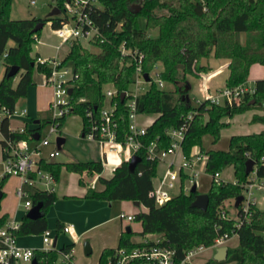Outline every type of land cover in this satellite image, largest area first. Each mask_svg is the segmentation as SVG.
<instances>
[{"label":"trees","instance_id":"1","mask_svg":"<svg viewBox=\"0 0 264 264\" xmlns=\"http://www.w3.org/2000/svg\"><path fill=\"white\" fill-rule=\"evenodd\" d=\"M64 0H56L62 7ZM12 0H0V58L4 64L0 78V143L3 147L8 141L24 138L35 144L44 136L41 128L49 126L53 120L51 108L43 110L39 120L23 131L10 128L9 113L16 101L27 95L30 84L34 82L32 70L47 74L50 66L37 61V52H31L33 41L38 39L41 30H34L38 21H50L53 28L59 27L65 17L63 14L46 15L43 18L30 16L14 18L11 16ZM95 22L99 24L103 39L92 40L93 47H87L80 39L73 40L63 62H73V77L69 79L71 92L68 94L70 112L79 113L82 117V137L90 128L91 121L98 118L103 105L113 101L116 105L114 115L118 122L117 137L124 139L129 129V108L126 104L127 95L121 97L133 80L135 61L128 54H123L120 45L125 43L130 48L142 52V69L149 73L153 67L161 64L160 71L164 81L170 87L157 86L152 80L137 97L138 112H151L155 116L141 134H137L141 145L135 150L140 160L133 170L128 168V159H123L112 169L110 176L99 174L100 186L87 187V197L112 200L114 198L138 199L146 209L133 212V219L141 221L140 230L126 226L119 232L117 242L113 246H103L99 250L96 264H117L116 249L130 250L142 245L136 239V233L143 237L146 233L157 234L159 243H165L176 252V258L185 255L186 249L202 243L209 245L217 235L237 233L239 241L234 246H227L225 259L209 257L203 263L195 264H264V208L251 201L247 213L242 210L241 203L235 206V215L228 214L223 207L227 198L242 193L251 176L264 177V128L257 132H241L230 134L228 147L209 148L205 150L207 160L206 171L211 173L210 186L207 191L208 205L202 209L192 205L196 191L181 189L174 195L156 204L149 190L152 179L157 174V157L149 156L147 146L155 142V149L160 150L171 144L172 138L168 129L181 125L186 115L192 112L189 124L181 141L182 150L189 153L193 144H201L202 133L209 132L215 141L219 138L220 128L227 122L222 119L247 108H260L262 113H253L252 121L264 122V76L253 81V92H245L240 104L230 105L227 102L215 103L208 99L195 102L187 96L190 89L187 75L207 71L208 64L201 66V58L213 54L216 57L228 58L229 73L225 77L226 85H235L246 81L249 66L255 61L264 64V0H102V6L91 11ZM145 18V26L138 23L140 16ZM156 28L157 34L151 35L150 29ZM244 32V39L241 37ZM12 64L19 68L11 75L6 72ZM112 82L117 92L105 98L102 89L105 83ZM57 117L60 129L62 118ZM34 119V118H33ZM38 137L35 138V133ZM254 159L253 170L246 172L245 161ZM68 170L87 171L91 177L95 171L102 169L101 159H74L56 161L41 159L39 166L50 171L54 179L58 178L62 166ZM233 167L235 179L223 180L215 177L225 165ZM7 176L1 182L0 187ZM182 180L184 173H181ZM79 176L80 182H84ZM32 203L41 200L43 214L38 217L22 215L23 223L18 234L40 233L46 227V211L50 203L57 198L54 189L35 188L31 191ZM139 206V205H137ZM8 213L0 214L2 225ZM63 223L59 222L60 228ZM74 242L63 244L60 249L73 245ZM148 243H155L150 239ZM38 258L43 256V264H53L58 257V249L48 251L36 249ZM111 260V262H109ZM130 259L125 264H136ZM192 264V263H187Z\"/></svg>","mask_w":264,"mask_h":264},{"label":"built area","instance_id":"2","mask_svg":"<svg viewBox=\"0 0 264 264\" xmlns=\"http://www.w3.org/2000/svg\"><path fill=\"white\" fill-rule=\"evenodd\" d=\"M34 1V0H32ZM102 6V0H64L61 11L65 20L54 28V31L60 37L59 44L55 45V52L51 56L42 57L39 54L36 59L40 63H47L50 66V71L45 75V82L52 86L54 99L49 102L48 107L52 110L53 120L49 123L48 131L58 130L57 117L61 114L69 111L68 107V94L69 91V79L73 77V67H68L63 62V55L59 54L61 46L67 42L70 44L73 40L82 39L92 42V40H102L103 32L92 17L91 11L96 7ZM38 40V39H36ZM120 50L123 54H128L133 57L135 61V68L133 74V80L135 86H128L125 91L127 95L126 104L129 108V131L124 137L120 139L117 137L118 122L114 115L115 103L110 101L103 105L99 112L98 118L91 121L90 128L83 134V138L89 140H97L101 148V162L102 169L104 165H109L110 170L118 165L123 159L131 157L132 153L138 149L141 145L137 134L144 132L146 123H141L137 120L138 105L137 97L142 93L139 88V82L142 78H145L144 71L142 69V52L136 48H130L125 43L120 45ZM156 64L153 69L157 67ZM152 70V69H151ZM150 70V71H151ZM149 79L162 86L164 84V78L160 68L155 69L154 76L150 74ZM215 71H200L198 76L201 77L202 95L197 96L193 100L195 102H201L203 100H209L215 103L227 102L230 105L240 104L245 92H253L255 85L249 84V81H241L235 85L212 86V77ZM146 79V78H145ZM130 82V83H131ZM105 98H110L117 92L112 82L105 83L102 87ZM3 112L0 111V117ZM14 116H26L27 108L24 106H13L12 111L9 113V118ZM192 116V112L186 115V118L181 125L176 127H170L168 129L169 136H171V144L166 148L160 150L155 149V142L151 141L147 146V153L149 156L157 157L159 160L165 159L167 164L164 170L160 174H156L152 179V187L149 190V194L152 196L153 201L156 204H161L164 200L170 196L176 194L174 189L178 186L188 191L191 188V184L194 181V177L200 171L198 166L202 164L205 168L207 153L201 148L200 145L196 144L192 146L189 153H185L182 150L181 141L185 130L188 127L189 119ZM26 122H21L16 125H10L11 129H18L23 131L26 127ZM59 136V135H57ZM56 136V137H57ZM56 140V138H55ZM47 134L42 136L39 141L35 144H30L28 140L20 138L17 140L8 141V144L3 147L5 154H2V167L0 168V182L5 176L17 175L19 177V183L15 187V192L18 197V204L22 206L24 214L31 208V192L29 189L24 188V184L33 186L35 188H46L49 183L53 181V174L40 167L39 161L41 159H51L58 152L60 148L56 140V148L51 149L48 152V157L41 155V146L49 144ZM116 154V158H110L109 153ZM264 158V155H263ZM175 166V169H174ZM101 169V170H102ZM95 171L89 185L91 187L96 186V181L102 171ZM181 173H184L182 180ZM215 177H220V171L214 173ZM187 179L188 183H184ZM261 190L262 197L264 198V181L261 178H256L254 174L251 176V180L247 181L243 188V200L241 202L242 210L245 213L249 210V203L251 201L257 203L258 199L254 195V190ZM120 219L132 220L133 213L120 211L118 213ZM23 217L20 218L8 216L4 223L0 225V264H32L33 258L36 257L35 264H43V256L40 258L35 254L36 249H42L48 251L49 249H58V257H61L62 264H68L70 260L75 258L74 247L70 246L65 250L60 249L53 244L54 235L57 236L56 230L53 232L51 227H46L40 232L41 238L46 245L45 247L26 246L18 242V230L22 225ZM61 232H72L73 223L66 222L61 227ZM148 234V235H147ZM229 237L228 232L217 235L209 245L202 243L195 244L186 249L185 255L181 258H176L175 250L165 243H159L160 238L157 234L146 233V236L141 240L144 242L142 245L134 246L130 250L124 248L116 249L115 262L117 264H125L130 259H136V264H187L191 263L189 257L193 255L197 249L206 247H217L222 245L224 241ZM150 239H153L155 243H148ZM54 260V262H56ZM53 262V263H54ZM111 262V260H109ZM223 264H231L223 263Z\"/></svg>","mask_w":264,"mask_h":264},{"label":"rangeland","instance_id":"3","mask_svg":"<svg viewBox=\"0 0 264 264\" xmlns=\"http://www.w3.org/2000/svg\"><path fill=\"white\" fill-rule=\"evenodd\" d=\"M56 5V0H12L11 2V16L14 18H26L30 16H36L43 18L44 16L48 15L50 8ZM60 14H63V11L59 12ZM145 18L144 16H140L138 19V23L141 24V26H145ZM151 35L157 34V29L153 28L149 31ZM244 32H241V37L244 39ZM58 35L54 31V28L50 26V21L46 20L43 24V27L41 28L39 32L38 40L33 41L32 50L31 52L35 54V52L39 51L40 55L42 56H48L52 55L55 50V45L59 44ZM84 45L87 47H93L90 42L82 39L81 40ZM69 49V43L65 42L59 51V54L63 55L67 52ZM210 63L212 67H215L217 64H219L218 61L214 59V55L210 58ZM65 64L72 68L73 62L71 59L66 60ZM161 68V64L158 62V65L155 69ZM152 69L150 71V74L154 76V70ZM4 70V64L3 61L0 58V78L2 77V72ZM33 80L34 82L30 84L28 88V93L25 96L20 97L16 101L17 106H25L28 107V100L27 98L31 96L32 98L38 97L45 101V107H42L39 111L36 112H30L29 116L25 119L23 118H17L18 116H14L11 118L12 123L13 122H19V121H26L28 126L34 125L33 118H38L41 114V112L48 107L49 102L54 99V94L52 91V86L49 83H41L44 74L43 72L38 71L36 68H33L32 70ZM226 75V70L223 69V71L218 72L215 75V78H213V85L216 84H223L224 76ZM190 89L188 91L189 98L194 99L197 96L202 95V87H201V77L197 74L190 73L187 75ZM249 84H253V79H249ZM139 88L140 90H144L145 87L148 85V80L145 78H142V81L139 82ZM164 85L166 87H170L171 84L164 82ZM130 87H134V82H131L129 84ZM246 114L240 113L235 116V119L231 121L230 123L226 122L224 126L220 128L219 138L215 141H212L213 136L208 132L202 133L201 137V144H198L202 147L203 150H207L209 148H221L225 149L228 147L230 133L235 131H241L245 130L246 125H248V121L246 118H244ZM154 116V113L151 112H139L137 114V120L141 123H146L147 120L151 119ZM230 116V115H227ZM23 117V116H22ZM241 118V120H240ZM240 120V121H239ZM242 123V124H241ZM82 117L79 113L70 112L66 113L65 116L62 118L60 129L55 131H48V126L45 125L41 128L42 135L48 136L50 143L46 145L41 146V155L44 157H48V152L51 149L56 148V136L57 135H63L65 140L62 142L61 147L58 148V152L52 157L51 159L56 161H69L79 158H86L87 156H93L94 152L99 148L97 141L95 140H86L84 139L80 133L82 130ZM193 144L192 146H195ZM192 148V147H191ZM164 161L160 160L157 164V168H164ZM2 167V160H0V168ZM200 168V171L196 174L194 177V181L197 184V189L199 192H207L209 189V182L211 178V173L206 171V168L202 164L198 166ZM175 169V166H174ZM233 167L230 164H227L224 166V168L220 171V177L223 180H233L235 179ZM104 174L110 175L111 171L108 170V168H104ZM58 178L54 181H52L48 186H53L55 188L57 193V202L50 203L48 206V209L46 211V219L48 221V226L52 228L53 232H55L56 229V217L59 212H62L64 209H70L75 210V214L77 216H84L88 215L91 208L89 204H87L88 198L84 195V192H86L87 187L89 186V181L91 180V175L88 173H81L76 171L68 170L64 164H62L60 170H59ZM158 172V170H157ZM82 174V175H81ZM79 176L83 177L84 182H80ZM264 181V177L261 178ZM19 183V177L17 175H9L5 178L1 185V190H3V195L0 197V214L2 213H8V215L12 216L15 212V210L19 207L20 211L22 212V206L18 204V197L15 192V187ZM184 183H188L187 179L184 180ZM96 186H100L98 180L96 181ZM25 189H29L30 192L34 190L33 186H28L27 184H24ZM177 190H180V188L177 186L174 189V192H177ZM63 191H66L68 195L63 194ZM83 194H81V192ZM254 195L257 197L258 201L257 204L261 208H264V198L262 197V191L259 189L254 190ZM110 214L112 215V218L116 217L120 210H124L126 212L129 211V209H132V211H136L137 209H146V206L142 205L137 206L134 203H132L131 200L125 201V199H119L114 198L110 200ZM131 205V208L129 207ZM18 206V207H17ZM223 207L228 210V214L235 215V205L234 200L232 198H227L223 202ZM52 218L54 221H51ZM65 219V218H64ZM62 219V220H64ZM116 222L119 224V219L115 218ZM115 223L106 224L103 226L98 227L97 229L93 230L88 236L84 237L77 241L74 246V253L75 258L70 260L68 264H96L98 254H99V247L103 244H112L114 241H116V232L115 229L117 228V225ZM124 224H131L133 230H140L141 228V221L132 219L129 221L123 220ZM117 230V229H116ZM263 236H264V230H261ZM71 232H64L60 233L58 235V241L57 246H61L65 242H70L72 239L70 236ZM28 236H18L19 241L28 242L27 245H36L37 247H45L40 233H32L27 234ZM137 239H142L143 236L141 234H134ZM86 237V238H85ZM238 235L234 234L228 242H237L238 243ZM84 240H88L91 244V251L87 254L84 253L83 250V244ZM216 251V247H206L202 249H197V251L189 257L190 262L196 263H203L205 262L209 257H211L214 252ZM54 264H62L61 263V257H59Z\"/></svg>","mask_w":264,"mask_h":264},{"label":"crops","instance_id":"4","mask_svg":"<svg viewBox=\"0 0 264 264\" xmlns=\"http://www.w3.org/2000/svg\"><path fill=\"white\" fill-rule=\"evenodd\" d=\"M44 24V23H43ZM54 52H55V50H54ZM54 52H53V54H54ZM37 53L40 55V53H39V51H37ZM52 54V55H53ZM64 55V54H63ZM40 56H42V55H40ZM48 56H51V55H48ZM211 56H213V54H211L209 57H207V64H208V67H207V70H209V71H215V73L213 74V77H212V86H222L224 83H225V77L228 75V73H229V70H228V66H227V64H228V58L227 57H216V56H214V59L216 60V61H218L219 62V64H217L215 67H212L211 66V63H210V58H211ZM42 57H44V56H42ZM45 57H47V56H45ZM223 69H225L226 70V75L224 76V80H223V84H218V85H216V84H214L213 85V78H215V75L218 73V72H220V71H223ZM262 76H264V64H262V63H260V62H257V61H255L254 63H252L250 66H249V73H248V77H247V80H249V79H253V81L257 78V77H262ZM41 83H46L45 82V75H44V77H43V79H42V81H41ZM29 88V87H28ZM28 91V90H27ZM29 99V100H28ZM27 100H28V107H27V115L29 116V113L30 112H36L37 110L39 111L42 107H45V101L43 100V99H41V98H38V97H36V99L35 98H32L31 96H29L28 98H27ZM22 106V105H21ZM25 107V106H24ZM26 108V107H25ZM245 113L246 115L244 116V118H246V120L248 121V125H246V128H245V130H241V131H235V132H232V133H241V132H253V131H255V132H257V130H260V129H262V128H264V122H262V121H257V122H255V121H252V118H251V116L253 115V113H257V112H260V113H262L263 112V110L262 109H260V108H247V109H245V110H242V111H240V112H238V113H234V114H232L231 116H227V115H225L222 119H225L228 123H230L231 121H233V119H235V116L236 115H238V114H240V113ZM27 115L26 116H18L17 118H23V119H25L26 117H27ZM154 116H155V114H154ZM153 116V117H154ZM16 117V116H15ZM153 117L151 118V119H149V120H147V122H146V124H148V123H150L151 122V120L153 119ZM240 120H241V118H240ZM239 120V121H240ZM21 122H24L23 120L22 121H19V122H13L12 123V119L10 118V125H16V124H18V123H21ZM26 122V121H25ZM242 124V123H241ZM232 133H230V134H232ZM80 135H81V133H80ZM2 136V133H1V131H0V137ZM82 136V135H81ZM65 138V137H64ZM85 139V138H84ZM86 140H89V139H86ZM96 140V139H95ZM94 140V141H95ZM97 141V140H96ZM97 144H98V149L94 152V154H93V156H87L86 158H83L84 160H88V159H101V157H102V155H101V148H100V145H99V143H98V141H97ZM202 148V147H201ZM205 151V150H204ZM109 156H110V158H116V154H114V153H109ZM77 159H79V157H77ZM80 159H82V158H80ZM0 160H2V145H1V143H0ZM162 160V159H161ZM163 161H164V168H165V166H166V164H167V162H166V160L165 159H163ZM108 168V170L109 171H111L110 170V166L109 165H104L103 166V169L101 170L102 172H101V174H103V175H105L104 174V168ZM164 168H162V167H160V168H157L158 169V172H157V174H160L163 170H164ZM87 173V171H83V172H81V173ZM111 174H112V171H111ZM110 174V175H111ZM82 175V174H81ZM110 175H105V176H110ZM83 179V178H82ZM54 180H56V179H53V181ZM84 181V180H83ZM52 182V181H51ZM50 182V183H51ZM49 183V184H50ZM96 187V186H95ZM48 189H54L55 190V188H53V186L51 185V186H48L47 187ZM87 190V189H86ZM56 191V190H55ZM83 192L84 191H82L81 192V194H83ZM4 193V192H3ZM85 193V192H84ZM63 194H65V195H68V193H66V191H63ZM88 198V201H87V204H89V206H90V208H91V210H90V212H89V214L88 215H84V216H77L76 214H75V210H70V209H64V210H62V212H59L57 215V217H56V233H57V240H56V246H57V241H58V235L60 234V233H63V232H61V228H57L58 226V223L59 222H61V223H66V222H71V223H73V230H72V232H71V234H70V236H71V240H70V242H66V243H71V242H74L73 243V247L75 246V243L77 242V241H79V240H81L83 237H84V235L86 236V237H89L88 235L93 231V230H95V229H97L98 227H100V226H103V225H106V224H113V223H115L116 221V217L119 219V224L116 222V225H117V230L115 229V232H116V234H115V236H116V241H114V243H112V244H103V245H101L100 247H99V250L103 247V246H113L116 242H117V240H118V237H119V232H120V230L123 228V227H125L126 225H129V224H124L123 223V220H125V219H120L119 217H118V215L114 218H112V215L110 214V208H109V205L111 204L110 203V200H107V199H101V198H92V197H87ZM129 200H131V199H129ZM55 201V202H54ZM53 202L54 203H56L57 202V200L55 199ZM125 201H128V200H125ZM132 201V200H131ZM133 203V202H132ZM135 204V203H134ZM136 205V204H135ZM139 206H141V204L139 205ZM18 207V206H17ZM129 207L131 208V205H129ZM120 211H124V210H120ZM119 211V212H120ZM126 212V211H125ZM129 212H134V211H132V209H129V211L127 212V213H129ZM22 215H24V211L22 210V212L20 211V209H19V207L15 210V212H14V214L12 215V216H10V215H8V216H10V217H16V218H20ZM65 218V219H64ZM62 219H64V220H62ZM46 221H47V219H46ZM51 221H54V219L52 218V220ZM125 221H128V220H125ZM131 225V224H130ZM47 227H48V223H47ZM131 228H132V226H131ZM234 234H236V235H238L237 233H234ZM234 234H232V235H230L229 237H227V239L224 241V243L222 244V245H226V246H228V245H230V246H234V245H236L237 244V242H232V243H230V242H228V240L234 235ZM148 235V234H147ZM18 236H21V237H24V236H28L27 234H18L17 235V238H18ZM85 237V238H86ZM135 238H136V236H135ZM137 239V238H136ZM139 240V239H138ZM238 241H239V238H238ZM18 242L20 243V244H23V245H26V246H31V245H27V243L28 242H24L23 241V239H22V241H19V238H18ZM63 244H65V243H63ZM62 244V245H63ZM61 245V246H62ZM32 246H35V247H37L36 245H33L32 244ZM61 246H57V247H61ZM99 252V251H98ZM55 263V262H54ZM53 263V264H54ZM192 264H195L196 263V261L195 262H191Z\"/></svg>","mask_w":264,"mask_h":264},{"label":"water","instance_id":"5","mask_svg":"<svg viewBox=\"0 0 264 264\" xmlns=\"http://www.w3.org/2000/svg\"><path fill=\"white\" fill-rule=\"evenodd\" d=\"M61 11L60 7H58L57 5H53L51 8H50V11L48 13V15H56V14H59V12ZM43 23H44V20L43 21H38L35 25H34V30H38L40 28L43 27ZM200 65L201 66H206L207 65V56H203L201 58V62H200ZM19 68V66L17 64H12L11 67L7 70V74L8 75H11L13 73H15L17 71V69ZM144 76L146 79H149V74L148 72L144 71ZM67 90L69 92H71V86H69L67 88ZM125 94V91H122L121 92V97H123ZM187 96L189 97V94L187 93ZM39 120V118H34L33 121L34 122H37ZM82 135V133H81ZM35 138L38 137V132L35 133L34 135ZM56 140H57V144L58 146L60 147L62 142L65 140L64 139V136L62 135H59L56 137ZM140 155L139 154H136V153H132L131 157L128 159V168L130 170H133L136 163L140 160ZM253 165H254V159L249 157L246 159L245 161V167H246V172H250L253 170ZM191 188H190V191L194 192L197 190V184L195 181H193V183L191 184ZM3 195V190H1L0 188V197ZM243 200V193H240L238 195H236L234 197V205L235 206H238ZM133 203H135L136 205H140L141 202L138 200V199H133L132 200ZM208 194L207 192H199V191H196L195 193V196H194V199L192 200V205H196L202 209H205L208 205ZM31 208L26 212V216L27 217H38V216H41L43 214V210H42V207H43V203L41 200H38L36 202H34L33 204H31ZM126 230L127 231H130L131 229V225H126ZM54 240H53V244L56 243V240H57V236L54 235ZM83 250H84V253H89L91 251V244L88 240H84V244H83ZM228 254V249H227V246L226 245H219L216 247V251L214 252L213 254V257L216 258V259H225L226 256ZM36 263V257L33 258V261H32V264H35Z\"/></svg>","mask_w":264,"mask_h":264}]
</instances>
